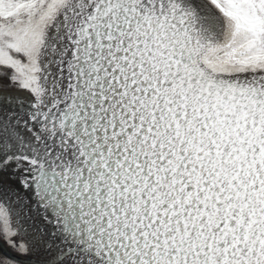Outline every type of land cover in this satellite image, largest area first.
Segmentation results:
<instances>
[{
  "label": "snow or ice",
  "instance_id": "6c2138e0",
  "mask_svg": "<svg viewBox=\"0 0 264 264\" xmlns=\"http://www.w3.org/2000/svg\"><path fill=\"white\" fill-rule=\"evenodd\" d=\"M0 264H264V0H0Z\"/></svg>",
  "mask_w": 264,
  "mask_h": 264
}]
</instances>
